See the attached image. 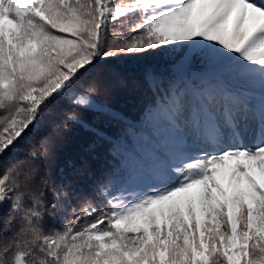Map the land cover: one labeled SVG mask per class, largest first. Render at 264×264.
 Wrapping results in <instances>:
<instances>
[{"label":"snow or ice","instance_id":"obj_1","mask_svg":"<svg viewBox=\"0 0 264 264\" xmlns=\"http://www.w3.org/2000/svg\"><path fill=\"white\" fill-rule=\"evenodd\" d=\"M121 80L135 117L98 99ZM257 87L264 0H0V264H264ZM157 122L178 150L135 173L122 147Z\"/></svg>","mask_w":264,"mask_h":264},{"label":"trees","instance_id":"obj_2","mask_svg":"<svg viewBox=\"0 0 264 264\" xmlns=\"http://www.w3.org/2000/svg\"><path fill=\"white\" fill-rule=\"evenodd\" d=\"M152 65L151 60H132L129 62H121L118 67L120 71L128 78H135L138 70L144 66ZM194 71L195 68L193 69ZM102 103H108L115 105L120 109H123L125 112L127 110L130 113V110L137 115L139 111V103L136 98V95L128 91L125 87V81L121 80L111 95H101L98 98ZM159 117L156 118L159 121ZM163 123L157 122L154 125H162ZM154 125H149L146 127L145 139L150 140L153 137H156L154 132ZM88 136L87 134L80 129L76 131L69 132L66 138L59 142V147L61 151L58 152L56 158L52 159L49 162V169L53 175L57 172L58 166H63L64 162L69 158H74L77 154L82 153L83 149L87 146ZM100 160L104 161V153L102 150L99 151ZM114 155V154H113ZM80 183L84 185L89 183L84 178L81 179Z\"/></svg>","mask_w":264,"mask_h":264},{"label":"rangeland","instance_id":"obj_3","mask_svg":"<svg viewBox=\"0 0 264 264\" xmlns=\"http://www.w3.org/2000/svg\"><path fill=\"white\" fill-rule=\"evenodd\" d=\"M259 101H260V105L264 104V92L262 93L261 96H259ZM172 146H173V148H174V146H179L178 139L172 144Z\"/></svg>","mask_w":264,"mask_h":264}]
</instances>
